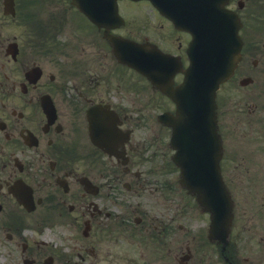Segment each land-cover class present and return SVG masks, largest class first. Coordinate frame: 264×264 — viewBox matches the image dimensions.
Wrapping results in <instances>:
<instances>
[{"label":"flooded vegetation","instance_id":"1","mask_svg":"<svg viewBox=\"0 0 264 264\" xmlns=\"http://www.w3.org/2000/svg\"><path fill=\"white\" fill-rule=\"evenodd\" d=\"M222 2L242 41L216 97L227 235L177 193L160 122L192 35L149 0L97 22L73 0H0V264H264V0Z\"/></svg>","mask_w":264,"mask_h":264},{"label":"water","instance_id":"2","mask_svg":"<svg viewBox=\"0 0 264 264\" xmlns=\"http://www.w3.org/2000/svg\"><path fill=\"white\" fill-rule=\"evenodd\" d=\"M77 2L82 7L83 4H81L80 0H77ZM178 13L186 18L182 11ZM224 20L227 24L224 22L223 25L221 22L212 20L210 26L208 17L203 19L201 38L196 43H192L190 48L191 63L186 70V80L181 88V97V89L174 90L171 86L169 87V93L172 94V97L178 103L177 117L169 122L174 128L173 144L178 149V164H184L185 169L189 166L190 159H183L187 155L180 148L179 142L184 135H188L186 132L191 127L193 135H200L193 138L198 143H202V140L206 138L204 135L209 133L208 145L210 146V151L208 149V152L210 155L200 153L202 159L209 163L200 159L198 165H212L217 176L219 175L220 145L215 120L216 92L220 83L224 82L232 73L240 51V43L237 41V28L231 19L226 18ZM217 21H221V19L218 18ZM119 56L123 58L120 53ZM196 92L198 93L197 96ZM196 108L205 110L202 113V119L198 123L192 119ZM196 164L197 162H194L191 163L189 168L187 167L183 183L189 190H195L199 193L203 206L218 214L217 209L219 207L216 206L214 208V203L220 204L222 201L220 195H224L226 198L227 195L224 193H219L220 195H218V192L215 193L213 191L215 187H213V190L211 188L207 190L209 185L199 184L194 178L198 174V169L195 168ZM214 170H211V172L214 173ZM211 194L213 195L211 196ZM210 198H212V201L209 203ZM225 205L226 210L228 209L229 211L227 215L230 217V203L226 202ZM221 212H224V210H221ZM222 216L225 215L222 214Z\"/></svg>","mask_w":264,"mask_h":264}]
</instances>
